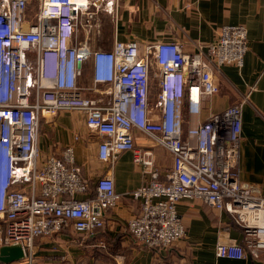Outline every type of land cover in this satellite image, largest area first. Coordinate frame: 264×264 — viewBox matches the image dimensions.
<instances>
[{"label": "built area", "instance_id": "obj_1", "mask_svg": "<svg viewBox=\"0 0 264 264\" xmlns=\"http://www.w3.org/2000/svg\"><path fill=\"white\" fill-rule=\"evenodd\" d=\"M36 2L38 13L29 23L26 13ZM106 4L114 11L115 0ZM87 5V0H0V247L17 243L23 262L32 264L36 238L64 228L87 235L102 227L107 211L124 196L115 191L113 165L120 153L132 151L145 175L125 193L139 202V212L125 224L136 242L165 249L182 240L186 227L176 207L195 200L225 211L242 232L240 242L217 244L218 257H245V249L257 257L264 251V196L238 174L247 97L184 126L186 115H198L203 101L218 91L215 73L224 65H243L246 27L223 24L206 51L198 46L193 53L176 41L152 43L142 52L134 42L121 41L111 50H92L71 42L92 16L85 23L80 17ZM87 58L93 85L105 86L108 104L82 94L78 80ZM178 79L179 90L168 88ZM61 110L82 112L87 129L100 138L97 155L107 168L93 180L72 165V144L59 155L40 154L41 120ZM136 131L169 151V168L160 170L150 150L136 147Z\"/></svg>", "mask_w": 264, "mask_h": 264}, {"label": "crops", "instance_id": "obj_2", "mask_svg": "<svg viewBox=\"0 0 264 264\" xmlns=\"http://www.w3.org/2000/svg\"><path fill=\"white\" fill-rule=\"evenodd\" d=\"M81 19L86 26L73 33L71 42L86 44L90 49L111 50L114 43L134 42L142 52L156 42L176 41L185 52L206 51L205 45L216 40L223 24H242L247 30V51L243 65H224L215 73L218 91L205 99L198 115H186L184 126L204 121L221 113L243 97L238 153L239 179L264 196V0H115L114 11L106 0H87ZM38 4L27 13L35 22ZM53 67V61H48ZM85 97L108 104L110 96L104 85H93L92 60L87 58L78 80ZM186 113V107L184 106ZM136 147L150 150L154 164L165 170L172 164V155L139 131L134 133ZM77 136V140L74 137ZM99 136L85 125V115L76 110H61L42 119L38 148L42 156L59 155L72 144V164L88 179H95L107 168L97 155ZM114 188L124 195L107 211L105 223L87 235L64 228L53 237H38L33 245L32 264H264V251L254 257L245 249V257H218V243L240 242L242 232L225 211L209 208L200 201L182 200L177 212L186 235L165 249H152L136 242L127 232L126 221L139 212V202L125 193L139 186L145 178L143 166L133 161L132 151L118 155L114 165ZM147 177V176H146ZM19 245L0 247V264H26L19 255Z\"/></svg>", "mask_w": 264, "mask_h": 264}, {"label": "clouds", "instance_id": "obj_3", "mask_svg": "<svg viewBox=\"0 0 264 264\" xmlns=\"http://www.w3.org/2000/svg\"><path fill=\"white\" fill-rule=\"evenodd\" d=\"M182 83H183L182 80L178 79L170 83L168 88H175L176 90H179Z\"/></svg>", "mask_w": 264, "mask_h": 264}, {"label": "water", "instance_id": "obj_4", "mask_svg": "<svg viewBox=\"0 0 264 264\" xmlns=\"http://www.w3.org/2000/svg\"><path fill=\"white\" fill-rule=\"evenodd\" d=\"M18 253H19L20 256L22 255V251H21L20 248H19V250H18Z\"/></svg>", "mask_w": 264, "mask_h": 264}, {"label": "bare ground", "instance_id": "obj_5", "mask_svg": "<svg viewBox=\"0 0 264 264\" xmlns=\"http://www.w3.org/2000/svg\"><path fill=\"white\" fill-rule=\"evenodd\" d=\"M22 256V255H21Z\"/></svg>", "mask_w": 264, "mask_h": 264}]
</instances>
